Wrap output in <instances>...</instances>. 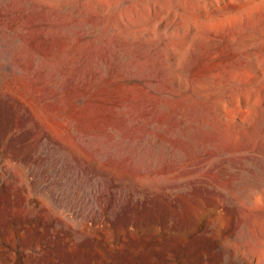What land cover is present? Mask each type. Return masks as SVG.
Masks as SVG:
<instances>
[{"label": "rangeland", "instance_id": "rangeland-1", "mask_svg": "<svg viewBox=\"0 0 264 264\" xmlns=\"http://www.w3.org/2000/svg\"><path fill=\"white\" fill-rule=\"evenodd\" d=\"M0 264H264V0H0Z\"/></svg>", "mask_w": 264, "mask_h": 264}]
</instances>
